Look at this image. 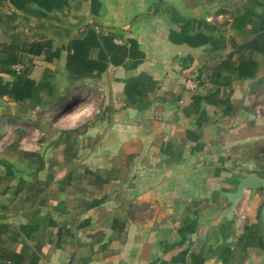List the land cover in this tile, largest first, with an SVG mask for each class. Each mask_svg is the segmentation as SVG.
I'll list each match as a JSON object with an SVG mask.
<instances>
[{"label": "crops", "instance_id": "1", "mask_svg": "<svg viewBox=\"0 0 264 264\" xmlns=\"http://www.w3.org/2000/svg\"><path fill=\"white\" fill-rule=\"evenodd\" d=\"M254 1L100 0L97 16L90 0L52 12L0 3V21L63 46V63L69 40L92 21L137 42L136 57L129 60L127 43L110 56L101 73L112 88L106 89L105 110L88 122L87 134L86 126L78 134L72 162L50 170L49 159L61 151L50 149L45 134L37 138L18 127L0 145V252L21 253L27 264H264L263 247L244 245L247 224L257 223L264 185L231 202L239 176L264 178V116L247 96L254 91L264 98V17L242 33L227 19L211 22L214 38L197 47L169 39L180 28L171 13L205 19L243 11ZM258 1L261 12L264 0ZM241 50L258 70L251 79L232 74L230 91L220 87L218 96L228 95L230 106L194 102L199 88L187 89L185 80L205 78L217 59ZM139 75L147 96L125 108L124 83ZM11 80L0 72V83ZM212 89L206 83L199 91ZM7 102L0 98V113ZM5 120L24 123L1 120L0 139ZM20 150L38 153L45 167L37 170Z\"/></svg>", "mask_w": 264, "mask_h": 264}, {"label": "trees", "instance_id": "2", "mask_svg": "<svg viewBox=\"0 0 264 264\" xmlns=\"http://www.w3.org/2000/svg\"><path fill=\"white\" fill-rule=\"evenodd\" d=\"M74 0H0V3H7L14 10L23 11L27 5L34 4L45 12H52L59 9L68 8ZM261 5L258 0L245 5L243 11L235 10L226 18L230 27L239 33L245 31L247 24H254L257 19L264 17V9L260 12L256 7ZM100 0H90V12L93 16L99 14ZM264 8V7H263ZM171 18L180 23L178 30H171L169 39L174 43H186L192 47H197L210 42L213 38V32L217 30L216 25L208 22L206 19L183 18L171 13ZM16 16L13 13L11 20ZM42 24V23H41ZM0 72L12 75L9 84L0 83V98L7 96L8 103L15 106L14 112L2 110L0 121L3 119H12L16 121L25 120V114L36 107L42 109L46 106L58 104L77 91L83 84L84 79L93 74H101L106 71L109 58L112 54H121L124 44H128L129 60L136 57L137 42L133 38L122 39L121 34L109 28H103L96 21L87 23L78 35L69 40L67 44V54L64 62L66 78L68 85L63 93H55L50 89H42L44 94L35 95V88L38 86V80L32 74L35 65V57H42L43 61L52 63L58 59L63 50V46L54 47L52 40L45 35L38 34L36 38H31L25 31L16 30V26L9 25L6 21H0ZM119 39L120 41H117ZM121 63L120 60L117 61ZM21 64L22 68L16 71L12 66ZM125 67L130 62L124 63ZM47 66L41 74L42 79L52 75L46 74ZM208 74L205 78L197 81L195 89H200L206 83H210L214 89L206 93L198 92L194 94V102L204 100L206 102L230 106L228 95L218 96L220 87L228 88L230 91L231 75L234 74L238 79L254 78L258 63L245 50L239 52H229L220 57L211 66L207 68ZM225 73H228L225 74ZM144 82L141 75L127 78L123 86V107L136 106L141 98L147 96L148 89L144 88ZM255 85L252 84L253 90ZM225 112H230L225 110ZM82 131L78 128L61 130L57 139L51 143L58 147L62 145L61 152L56 158L51 157L47 163L50 170L59 167H65L76 157L78 150L77 136ZM22 136V134H20ZM15 141L14 143H17ZM23 157L33 158L34 167L40 170L45 167L43 158L35 152L18 151ZM264 200L260 203L256 213V224H247V233L244 236V245L256 244L264 248ZM261 231V234L258 233ZM199 255L194 257V260ZM200 259V258H199ZM0 264H27L25 255L14 252H0Z\"/></svg>", "mask_w": 264, "mask_h": 264}, {"label": "rangeland", "instance_id": "3", "mask_svg": "<svg viewBox=\"0 0 264 264\" xmlns=\"http://www.w3.org/2000/svg\"><path fill=\"white\" fill-rule=\"evenodd\" d=\"M208 16L210 15L206 17ZM221 21L223 19H215L213 23H220ZM117 41L119 40L117 39ZM34 59L35 65L31 75L38 80V86L35 88L36 97L45 93L42 89H50L55 93H63L68 85L63 59H54L52 63L43 61L42 57H35ZM45 66L48 67L45 73H52V75L42 79L40 77ZM108 84L109 79L106 73L93 74L84 79V84L69 96L71 97L70 99L68 97V99L58 104L46 106L43 109L36 107L33 110H29L25 114V120L22 121L24 123L15 121L6 122L5 120L6 123H3L5 124L3 129L7 133L0 139V145L11 139L14 129L18 127L20 130L25 129L29 131L30 135H35L37 138L45 134L50 140V149L55 152L61 151L62 145L55 147L51 142L55 140L61 130L76 128L84 122L85 125L78 127V129L81 131L87 127L86 134L89 132L90 127L88 122L105 110L106 89H112ZM113 89H119V87L115 85ZM2 104L3 110L14 112L15 106L13 104H9L8 102ZM262 104L263 109L260 111V115L264 116V98H262ZM20 132L15 133L18 134L16 136H20Z\"/></svg>", "mask_w": 264, "mask_h": 264}, {"label": "built area", "instance_id": "4", "mask_svg": "<svg viewBox=\"0 0 264 264\" xmlns=\"http://www.w3.org/2000/svg\"><path fill=\"white\" fill-rule=\"evenodd\" d=\"M228 17H229L228 13H217V14H212V15L206 17V20L208 22H212L213 23V21L215 19H223L224 20V19H226ZM12 67L16 71H18L20 68H22V65L21 64H16V65H14ZM196 86H197V81L194 78L188 77L185 80V87L187 89L193 90V89L196 88ZM247 96L251 100V102L253 103L255 111L258 114H260V111L263 109L262 97L257 92H254V91L249 92V94ZM70 98L71 97H69V99Z\"/></svg>", "mask_w": 264, "mask_h": 264}, {"label": "water", "instance_id": "5", "mask_svg": "<svg viewBox=\"0 0 264 264\" xmlns=\"http://www.w3.org/2000/svg\"><path fill=\"white\" fill-rule=\"evenodd\" d=\"M264 185V178L258 176L255 173H247L241 175L237 178L236 191L231 195L232 204L235 202V199L239 197L246 189L257 188ZM233 216V206L227 213V217L231 218Z\"/></svg>", "mask_w": 264, "mask_h": 264}]
</instances>
